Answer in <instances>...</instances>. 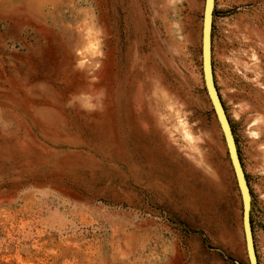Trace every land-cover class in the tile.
Masks as SVG:
<instances>
[{"label": "rangeland", "instance_id": "rangeland-1", "mask_svg": "<svg viewBox=\"0 0 264 264\" xmlns=\"http://www.w3.org/2000/svg\"><path fill=\"white\" fill-rule=\"evenodd\" d=\"M203 5L0 0V264H248L203 81ZM211 57L264 264V0H215ZM133 123L205 167L211 202L186 205L171 165L145 189Z\"/></svg>", "mask_w": 264, "mask_h": 264}, {"label": "water", "instance_id": "water-1", "mask_svg": "<svg viewBox=\"0 0 264 264\" xmlns=\"http://www.w3.org/2000/svg\"><path fill=\"white\" fill-rule=\"evenodd\" d=\"M215 0H204L202 14L201 34V68L205 89L212 105L216 120L222 131L228 157L232 166L236 185L238 187L242 203V230L248 264H257L254 250L252 229L250 223L251 196L244 175V171L238 155L235 139L226 117L224 108L214 85L212 72V23Z\"/></svg>", "mask_w": 264, "mask_h": 264}, {"label": "crops", "instance_id": "crops-1", "mask_svg": "<svg viewBox=\"0 0 264 264\" xmlns=\"http://www.w3.org/2000/svg\"><path fill=\"white\" fill-rule=\"evenodd\" d=\"M123 114H126V112L124 111ZM126 121L127 119L123 122L126 123ZM129 131L134 137V140H136L135 157H138V167L144 169L145 175H148V178L145 181V189H153L157 185L155 175L157 171L156 166L159 165L161 168L160 170L164 172L165 167L171 165L176 168V171L184 178V181L188 186L186 205L198 207L199 205L206 203V200H210L211 202L214 191L209 190L204 186L202 178L205 181V177H203V171L201 172V169L205 170V167L200 162L193 159H191V161L188 154L185 153V155H183L180 153V148L176 149L170 143H165L163 153L160 152L159 154L155 148L151 147L150 143H146L145 145L144 138H149L150 135L145 134L146 137L142 136L140 127L135 126V123L130 125ZM166 139L167 137L163 138V140ZM160 185L162 186V183H160ZM143 198L145 203H148V201L151 203L153 200L152 196L149 195Z\"/></svg>", "mask_w": 264, "mask_h": 264}, {"label": "bare ground", "instance_id": "bare-ground-1", "mask_svg": "<svg viewBox=\"0 0 264 264\" xmlns=\"http://www.w3.org/2000/svg\"><path fill=\"white\" fill-rule=\"evenodd\" d=\"M202 34V33H201ZM168 112H166V114H167ZM168 115V114H167ZM171 116V115H170ZM173 122V121H172ZM174 123V122H173ZM175 124H176V126H177V128H179V130H180V132H179V134L181 135V137H182V134L183 135H185V136H189V134L187 133V130H186V128L184 127V124H182V123H176L175 122ZM183 139H185L184 138V136L182 137ZM187 139H188V137H187ZM186 139V140H187ZM189 140V139H188Z\"/></svg>", "mask_w": 264, "mask_h": 264}]
</instances>
